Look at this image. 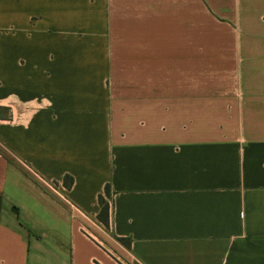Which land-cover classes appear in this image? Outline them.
<instances>
[{
  "label": "crops",
  "instance_id": "0c3cea01",
  "mask_svg": "<svg viewBox=\"0 0 264 264\" xmlns=\"http://www.w3.org/2000/svg\"><path fill=\"white\" fill-rule=\"evenodd\" d=\"M0 105V264H264V0H0Z\"/></svg>",
  "mask_w": 264,
  "mask_h": 264
},
{
  "label": "trees",
  "instance_id": "16d2710c",
  "mask_svg": "<svg viewBox=\"0 0 264 264\" xmlns=\"http://www.w3.org/2000/svg\"><path fill=\"white\" fill-rule=\"evenodd\" d=\"M9 116H10V109L6 106L0 105V118H8ZM72 184H73V177L70 175H65L63 178V185L69 188L72 186ZM104 192H105L104 194H100L98 197L100 211L97 215V218L105 226H109L110 208H111L110 203H112V196H111L112 194L109 184H106ZM119 240L124 244H126L127 246L130 245L129 239L120 237Z\"/></svg>",
  "mask_w": 264,
  "mask_h": 264
},
{
  "label": "built area",
  "instance_id": "2783aa9c",
  "mask_svg": "<svg viewBox=\"0 0 264 264\" xmlns=\"http://www.w3.org/2000/svg\"><path fill=\"white\" fill-rule=\"evenodd\" d=\"M51 186H52V189L55 188V183H52Z\"/></svg>",
  "mask_w": 264,
  "mask_h": 264
},
{
  "label": "rangeland",
  "instance_id": "374dc122",
  "mask_svg": "<svg viewBox=\"0 0 264 264\" xmlns=\"http://www.w3.org/2000/svg\"><path fill=\"white\" fill-rule=\"evenodd\" d=\"M110 205H111V203H110Z\"/></svg>",
  "mask_w": 264,
  "mask_h": 264
}]
</instances>
